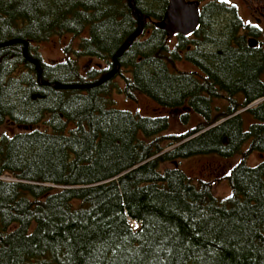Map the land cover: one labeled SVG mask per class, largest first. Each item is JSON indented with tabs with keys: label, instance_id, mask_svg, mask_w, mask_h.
<instances>
[{
	"label": "trees",
	"instance_id": "obj_1",
	"mask_svg": "<svg viewBox=\"0 0 264 264\" xmlns=\"http://www.w3.org/2000/svg\"><path fill=\"white\" fill-rule=\"evenodd\" d=\"M167 6L135 0L143 31L117 56L138 28L129 0H0V126L18 128L0 134V264H264V159L247 162L264 153V101L247 110L255 119L248 127L235 114L264 97L261 50L248 46L252 34L239 32L236 16L219 37L213 19L226 9L212 5L196 44L220 50L189 53L201 72L176 69L186 37L171 48L156 26ZM67 35L66 58L44 61L40 44ZM81 57L102 63L82 71ZM116 91L168 109L195 100L208 107L220 93L227 106L236 93L245 102L206 109L199 128L169 134L170 117L117 108ZM198 154H241L225 176L228 196L162 167Z\"/></svg>",
	"mask_w": 264,
	"mask_h": 264
},
{
	"label": "rangeland",
	"instance_id": "obj_2",
	"mask_svg": "<svg viewBox=\"0 0 264 264\" xmlns=\"http://www.w3.org/2000/svg\"><path fill=\"white\" fill-rule=\"evenodd\" d=\"M234 4H236L235 0L230 1ZM237 5V4H236ZM237 7H240V14L243 17L244 20L249 21L248 18H250L248 15H246V11L241 8V6L237 5ZM214 29L216 31V34L219 35V37L222 38V36H225V33L227 32V27L229 26L230 21L232 20L230 14L223 13L218 15L217 17H214L213 19ZM71 35L63 36V37H53L47 42H43L40 44V53L43 57V60L46 62H58L66 58L67 54L64 51V48L70 43ZM260 41L264 42V33L260 35ZM175 42H177L176 38H172L170 40L171 46H174ZM77 38L75 40L74 46H76ZM69 56V55H68ZM70 57H76L75 54H71ZM79 63L81 66V70L84 71L85 68L87 69L91 67H97V65L102 63L100 60L89 58V57H81L79 58ZM176 69L183 70V71H199V67L196 66L194 62H188L186 60H180L176 62ZM114 76V75H113ZM112 76V77H113ZM264 78V77H263ZM116 81H119L120 84L123 86L124 81L120 76L116 77ZM237 94V93H236ZM114 100H115V106L120 109H126L130 110L132 112L140 113L142 115H152L155 112V109L158 106L157 103H155L153 100H151L149 97L138 94L136 99L130 100L127 99L123 93H120L118 91L114 92L113 94ZM238 100L239 97H237ZM226 101L223 103H220V105H226ZM262 103V102H261ZM260 104V103H259ZM258 104V105H259ZM257 105L255 104V107ZM163 112L166 113L165 110ZM220 111L216 112L219 113ZM239 113H242L245 127L253 123L255 119L244 110H240ZM183 117L181 113L177 117L174 115H171L170 119V128L166 131V133H182L187 131V128H190L191 126L196 125L198 122H201V119L198 117V115L192 113L188 117V123H183ZM219 122V121H218ZM217 122V123H218ZM216 123V124H217ZM248 127V126H247ZM18 130L17 127L10 126L8 124H4L0 126V134L3 132L8 133H14ZM174 145L168 146L165 150L172 149ZM249 146V143L246 142L243 144L242 151H245ZM264 154V153H263ZM260 152H252L248 154L247 162L250 165H256L260 162V160L264 159V155ZM241 154H236L232 157L225 158L220 155L216 154H198L193 155L181 159H176L174 161H168L167 163L162 164V167H177L181 168L186 174L189 176L191 181L195 184H201V182H210L212 185L213 192L216 196L220 198H224L228 196L231 192V187L228 183V180L225 178L227 173H229L232 166H234L239 160H241ZM215 163L220 166L219 172L214 173L213 175H208L209 172H207L203 166L207 163ZM207 172V173H206ZM5 180H12L13 177L10 174H5L3 177ZM136 226V223H135Z\"/></svg>",
	"mask_w": 264,
	"mask_h": 264
},
{
	"label": "flooded vegetation",
	"instance_id": "obj_3",
	"mask_svg": "<svg viewBox=\"0 0 264 264\" xmlns=\"http://www.w3.org/2000/svg\"><path fill=\"white\" fill-rule=\"evenodd\" d=\"M187 1H198L199 2L200 15L202 14V12L207 7H210L212 5H222V6H224L225 8L223 7V9H226V13L228 12L230 14L231 18L236 16L238 19H240L241 27L239 28V32L241 34H246V33L247 34H252V35H249L247 37V40H249V38H251V37H253V38H255L257 40V45L256 46H251L249 43H248V46L252 47V48L253 47L259 48V50H261L262 59H263V62H264V42L260 41V35L264 33V0H235L236 4L241 6V8H243L247 12L246 15H248L250 17V18H248L249 21L244 20L243 17L241 16L240 11H239L240 7H237L236 4H234L232 2H229V0H187ZM230 1H234V0H230ZM168 5H169V0H168ZM232 13H234V14H232ZM156 22H155V24H156ZM199 24H200V22H199ZM198 28H199V26L190 34H186V35L185 34H181V33L175 34L174 38H176L177 41H178L180 35H184L186 37L185 48L182 51H180L181 60H186V61L191 63V61L188 59L189 53H191L193 51H196V50L198 51V53L203 52V51H205V52H215L218 49L220 50V48L214 42H208L207 44H203L202 43L201 44L202 46H197V44H196L197 43L196 42V40H197L196 30ZM166 34H167V32H166ZM167 38H168V36H167ZM171 39L172 38H170V39L168 38L169 41ZM176 43L177 42H175L174 46H171V48H174ZM233 44L235 46H237L236 43H233ZM170 45H172V44H170ZM47 63H49V62H47ZM52 63H54V61H52ZM262 70H263V72L261 74V79L264 82V78H263L264 77V64H263ZM117 76H120V75H117ZM197 76H198V78L200 80H202L204 78H208V75L205 74V73H200ZM115 80H117V79H115ZM202 96L204 97L203 94H202ZM237 97H239L240 100H238ZM233 98L235 100L236 106H235V104H232L231 106H227L228 103H229V99L227 97V94L220 93L218 96L212 97L211 105H208V107H206L205 104L203 102H200L199 100H195V102H193L192 104L190 103V101H186V104L183 105L182 107L173 108V109L163 108L162 106L158 105L159 107H157L155 109L154 114L147 115V116H165L166 115V116L170 117V119H171V115L172 116L174 115L175 117H177L179 115V113H181V115L183 117V120H182L183 123L187 124L188 123V120H187L188 117L192 113H194V114L198 115V117L201 119V122H202L204 120V116H203L202 112L205 111L206 109L210 110V112L216 113L218 111L221 112L223 110L231 109L234 106L238 107L237 104H243L245 102V95L243 93H237V94L233 95ZM224 101L227 102L226 105H222L221 106L220 103H223ZM250 103H248L246 106L240 107L235 114H239L240 110L247 111L249 109L247 107H248V105ZM163 110H165L166 113L163 112ZM201 122H198L196 125L191 126L190 128H187V131L182 132V133L178 132L177 134H184V133H186V132H188L190 130L197 129L201 125ZM208 128H206V129H208ZM204 131L205 130L203 129V130L195 133L194 135L186 138L182 142H185V141H187V140L199 135L200 133H202ZM182 142L178 143L177 145L181 144ZM225 143H227L226 139H225ZM203 168L207 172H209L208 175H213L214 173H218L219 172L220 166L215 164V163L209 162V163L205 164L203 166Z\"/></svg>",
	"mask_w": 264,
	"mask_h": 264
},
{
	"label": "water",
	"instance_id": "obj_4",
	"mask_svg": "<svg viewBox=\"0 0 264 264\" xmlns=\"http://www.w3.org/2000/svg\"><path fill=\"white\" fill-rule=\"evenodd\" d=\"M129 5L134 11L138 12L139 23L137 30L127 39V41L123 44V46L117 52V56H121L124 50L130 46V44L140 36L143 31V16L142 13L137 10L135 7V0H129ZM200 22V10H199V2L198 1H187V0H169V5L165 12V15L162 20L156 22V26L165 30L167 32L168 38H173L175 34H190L192 33L198 26ZM251 46L257 45V40L253 37L248 40ZM32 62L35 63L36 69L39 73V81L41 82V66L38 64L37 60L32 59ZM120 68V63L117 62L115 69L110 72L106 77H104L99 83L106 81L111 78ZM54 87L56 88H65L67 86L61 85L59 83H54ZM264 100L262 99L255 100L252 102L248 108L255 106V104L260 103ZM141 165V164H140ZM139 165L133 167L132 169L138 167Z\"/></svg>",
	"mask_w": 264,
	"mask_h": 264
},
{
	"label": "bare ground",
	"instance_id": "obj_5",
	"mask_svg": "<svg viewBox=\"0 0 264 264\" xmlns=\"http://www.w3.org/2000/svg\"><path fill=\"white\" fill-rule=\"evenodd\" d=\"M139 226V225H138ZM138 228V227H137Z\"/></svg>",
	"mask_w": 264,
	"mask_h": 264
}]
</instances>
